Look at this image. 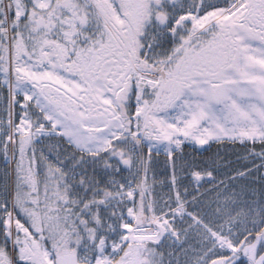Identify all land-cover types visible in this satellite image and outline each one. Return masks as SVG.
<instances>
[{"label": "snow or ice", "instance_id": "1", "mask_svg": "<svg viewBox=\"0 0 264 264\" xmlns=\"http://www.w3.org/2000/svg\"><path fill=\"white\" fill-rule=\"evenodd\" d=\"M0 264H264V0H0Z\"/></svg>", "mask_w": 264, "mask_h": 264}]
</instances>
